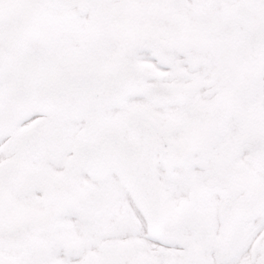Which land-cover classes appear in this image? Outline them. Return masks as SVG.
<instances>
[{"label": "snow or ice", "instance_id": "snow-or-ice-1", "mask_svg": "<svg viewBox=\"0 0 264 264\" xmlns=\"http://www.w3.org/2000/svg\"><path fill=\"white\" fill-rule=\"evenodd\" d=\"M0 264H264V0H0Z\"/></svg>", "mask_w": 264, "mask_h": 264}]
</instances>
